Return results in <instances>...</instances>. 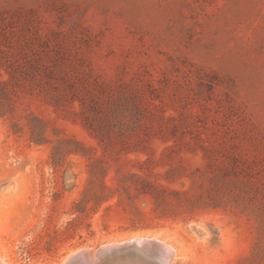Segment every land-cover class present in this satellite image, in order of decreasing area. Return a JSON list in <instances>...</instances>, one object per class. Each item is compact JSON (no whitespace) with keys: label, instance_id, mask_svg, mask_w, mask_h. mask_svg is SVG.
<instances>
[{"label":"rangeland","instance_id":"obj_1","mask_svg":"<svg viewBox=\"0 0 264 264\" xmlns=\"http://www.w3.org/2000/svg\"><path fill=\"white\" fill-rule=\"evenodd\" d=\"M137 237L264 264V0H0V258Z\"/></svg>","mask_w":264,"mask_h":264},{"label":"water","instance_id":"obj_2","mask_svg":"<svg viewBox=\"0 0 264 264\" xmlns=\"http://www.w3.org/2000/svg\"><path fill=\"white\" fill-rule=\"evenodd\" d=\"M176 257V249L170 243L154 237H137L78 250L62 264H174Z\"/></svg>","mask_w":264,"mask_h":264},{"label":"trees","instance_id":"obj_3","mask_svg":"<svg viewBox=\"0 0 264 264\" xmlns=\"http://www.w3.org/2000/svg\"><path fill=\"white\" fill-rule=\"evenodd\" d=\"M91 181L92 180H90V182ZM101 189H102L101 193L95 196L96 199H98L101 202H108L111 198H113V195H111L114 191L113 187H110L106 183H103L101 185ZM143 194L146 196H150L153 199L155 198V195L150 191H144Z\"/></svg>","mask_w":264,"mask_h":264},{"label":"bare ground","instance_id":"obj_4","mask_svg":"<svg viewBox=\"0 0 264 264\" xmlns=\"http://www.w3.org/2000/svg\"><path fill=\"white\" fill-rule=\"evenodd\" d=\"M72 254H74V253H72ZM72 254H71V255H72ZM0 263H1V264H5V262H4L1 258H0Z\"/></svg>","mask_w":264,"mask_h":264}]
</instances>
